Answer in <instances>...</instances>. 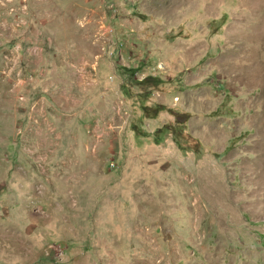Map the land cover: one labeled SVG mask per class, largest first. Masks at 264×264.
I'll use <instances>...</instances> for the list:
<instances>
[{"label": "rangeland", "instance_id": "1", "mask_svg": "<svg viewBox=\"0 0 264 264\" xmlns=\"http://www.w3.org/2000/svg\"><path fill=\"white\" fill-rule=\"evenodd\" d=\"M0 264H264V0H0Z\"/></svg>", "mask_w": 264, "mask_h": 264}, {"label": "trees", "instance_id": "2", "mask_svg": "<svg viewBox=\"0 0 264 264\" xmlns=\"http://www.w3.org/2000/svg\"><path fill=\"white\" fill-rule=\"evenodd\" d=\"M182 123L181 122H176L175 124L172 125H166L162 127L160 130H158L155 134L154 137L156 138V144L159 145L164 141V136L167 134L172 136L176 144L179 146V148L184 151V152H190L194 149V147L191 148L189 145L190 137L186 136L183 133V129L181 128ZM191 142V141H190Z\"/></svg>", "mask_w": 264, "mask_h": 264}]
</instances>
